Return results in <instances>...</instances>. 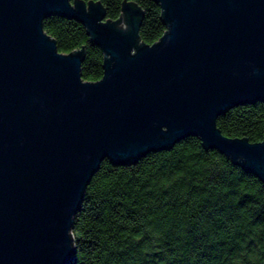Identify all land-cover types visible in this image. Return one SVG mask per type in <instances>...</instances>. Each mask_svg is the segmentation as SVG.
I'll return each mask as SVG.
<instances>
[{"label":"water","instance_id":"water-1","mask_svg":"<svg viewBox=\"0 0 264 264\" xmlns=\"http://www.w3.org/2000/svg\"><path fill=\"white\" fill-rule=\"evenodd\" d=\"M0 0V264H65L92 174L195 134L264 180V136H232L219 114L264 101V0H158L167 27L141 39L143 7L122 0ZM74 17L104 52L59 50L43 28ZM123 22V23H122Z\"/></svg>","mask_w":264,"mask_h":264},{"label":"trees","instance_id":"trees-1","mask_svg":"<svg viewBox=\"0 0 264 264\" xmlns=\"http://www.w3.org/2000/svg\"><path fill=\"white\" fill-rule=\"evenodd\" d=\"M116 18L122 0H101ZM144 9L141 39L166 29L158 0ZM43 28L62 51L85 46L82 75L103 74V49L79 19L50 13ZM232 136H264V101L219 114ZM75 249L65 264H264V180L190 134L173 145L119 163L106 156L74 214Z\"/></svg>","mask_w":264,"mask_h":264},{"label":"rangeland","instance_id":"rangeland-1","mask_svg":"<svg viewBox=\"0 0 264 264\" xmlns=\"http://www.w3.org/2000/svg\"><path fill=\"white\" fill-rule=\"evenodd\" d=\"M123 23V22H122Z\"/></svg>","mask_w":264,"mask_h":264}]
</instances>
